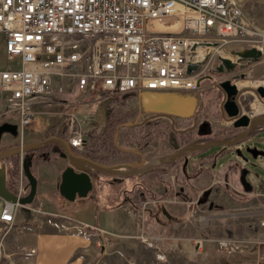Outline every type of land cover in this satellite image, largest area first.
Wrapping results in <instances>:
<instances>
[{"label": "built area", "instance_id": "obj_1", "mask_svg": "<svg viewBox=\"0 0 264 264\" xmlns=\"http://www.w3.org/2000/svg\"><path fill=\"white\" fill-rule=\"evenodd\" d=\"M0 37L7 62L0 70V117H17L16 137H11L15 147L23 146L22 130L32 123L35 109L59 107L65 143L77 155L87 144L75 113L82 104L77 99L60 101L64 94L83 100L125 95L139 104L144 93L196 92L204 74L213 73L224 59L222 54L234 56L236 63L233 51L252 49L259 54L257 62L264 63V29L246 17L240 0H0ZM208 46L217 50L200 55L201 47ZM239 64L213 84L242 74ZM189 66L196 69L187 75ZM22 157L17 198L28 193ZM0 202V223L7 232L19 205ZM23 207L33 216L55 220L63 234L82 239L107 236L58 211L45 213L41 205ZM260 226L264 229V220ZM140 241L156 261H165L158 247ZM196 245L200 248V242ZM2 246L0 235V254ZM216 246L226 250L225 243ZM15 255L22 264H33L36 251L18 249Z\"/></svg>", "mask_w": 264, "mask_h": 264}, {"label": "rangeland", "instance_id": "obj_2", "mask_svg": "<svg viewBox=\"0 0 264 264\" xmlns=\"http://www.w3.org/2000/svg\"><path fill=\"white\" fill-rule=\"evenodd\" d=\"M240 1L246 17L253 19L257 26L264 29V0ZM255 65V67L250 66L245 69L243 71L244 78L237 80L236 83L249 81L263 84L264 63ZM6 66L7 62L3 56L2 39L0 37V70ZM220 77L222 76L217 75L215 72L205 73L204 78L199 83L197 92L205 90L208 85L213 84ZM247 93L254 95L250 90ZM76 99L82 104L76 108L75 113L84 136L89 138L91 135H98L106 119L114 122L112 138H114L115 145L112 147L113 152L93 154L95 157L104 159L102 163H98L100 165L114 167V169L119 165H137L141 162L138 157H142L145 162H150L170 153L178 148L182 141L184 142V139H187L174 136L171 140H167L166 133L169 132L171 135L176 128L178 130L183 129L189 120L179 121L175 119L176 127L172 130H167V124L164 120L152 121L153 124H147L141 129L132 126L148 118V114L142 111L136 98L119 95L118 103L109 101L110 99L101 100L99 97L83 100L81 96L77 97L69 94H64L59 98L63 102H72ZM201 99L204 104L203 117L212 121V135H221L219 131L223 127L225 130H231L228 125L223 126V124H220L221 119H219L216 107L219 99L218 91L215 89L205 90L201 93ZM245 102L246 97L244 94V99L240 100V104L242 113L247 115L249 109L245 106ZM61 111L59 107L35 109L32 123L22 130L21 137L25 143L24 145L42 140L45 133L52 127H56L61 120L59 117ZM17 122L15 115L0 117V124H17ZM126 123L130 124V127H123ZM120 125L121 127L116 133V128ZM231 133H227V135ZM251 138V144L264 149V131H256ZM46 147L38 148L32 154L35 157H47L48 162L32 163L30 168L35 180L39 178L38 185L36 180V195L30 204L31 207L48 202L49 195L53 191L58 192L62 172L58 174L56 172V176H54V170L62 168L64 160L51 158L54 156H50V153L58 152L51 145ZM116 147L136 152L121 151ZM13 148H15V141L8 135H2L0 152ZM217 149V147L211 148L208 149V152H215ZM232 158L228 155L215 157L212 170L216 172L203 171L196 176L191 174L189 179L182 178L177 167H175V163L161 165L149 170L147 176L142 178L148 193L141 201L136 197L137 202L131 203L129 206V212L133 214V219L136 220L137 225L131 227V231H124L127 234L138 232V236H135L138 238L128 240L129 242L127 241L128 243L126 242L127 244L124 246H106L101 249L113 251L117 248L124 252L122 254L125 256L139 249L151 251L140 241V238H143L158 247L164 254L165 261L163 263L159 262L160 264H211L210 253H213L219 261L224 260L226 257L232 264H260L264 260V229L260 226V222L264 220V167L251 168L252 185L255 188L247 193L235 185L237 172L229 166V159ZM4 162L6 185H12L15 188L19 180V177H17V157L5 159ZM87 167L93 179L91 181L92 186L95 185L94 176H101L104 180L111 178L101 175L98 171L91 170L94 168ZM74 170L78 171L77 169ZM206 186L208 187L203 190ZM99 196H101V191L98 192L95 199L97 200ZM87 199H77V201ZM87 203L91 205V208L87 206ZM62 204L65 207L70 205L73 207L72 209H60V214L64 217L92 225L96 223L104 230L119 233L114 225L111 212L96 215L98 210L94 199L88 200V202H76L75 200L74 202H62ZM101 206L103 205L100 204L97 207ZM43 210L45 211L46 208L44 207ZM160 210H163L168 218L166 215L161 214ZM15 211L22 223H27L33 219L30 211L23 206H18ZM96 216L99 219L98 221H95ZM125 217L123 215L122 218L125 219ZM129 219L128 221H130ZM176 239L185 240L183 242L184 247L187 248L188 246V249L194 251H198L195 243L201 242V252H198L199 255L194 257L191 262L185 261L178 253L183 244L181 243L179 246ZM130 241H135V243ZM218 241L226 244V250H217L216 242ZM204 243L208 246L206 250L203 248ZM104 261L105 264H120L117 258L107 257ZM132 261L133 259L129 258L122 259V264H134ZM94 262H91V264H95Z\"/></svg>", "mask_w": 264, "mask_h": 264}, {"label": "crops", "instance_id": "obj_3", "mask_svg": "<svg viewBox=\"0 0 264 264\" xmlns=\"http://www.w3.org/2000/svg\"><path fill=\"white\" fill-rule=\"evenodd\" d=\"M251 66L255 67L256 65L254 64ZM24 144L25 143L23 142V146ZM29 144L31 143H28L26 145ZM51 158H59V157H51ZM18 162H19V158H18ZM47 162H48L47 157L41 159L36 158L33 164L47 163ZM65 165L66 163L64 161V165L62 168L56 169V171L54 170L55 172L54 176H56V172L57 174L62 172L64 170ZM147 174L148 172H145L141 175L128 176L117 179L110 178L108 180H104L102 179L101 176L97 175L93 177L95 185L92 186L91 191L85 197L88 199L83 201H77V198H75L76 202H88V200L94 199V201L96 202L95 206L98 210L96 214L97 216H99L98 214L104 215L106 214V212L107 213L111 212L113 214L114 225L119 230V233L111 232L106 229L104 230L101 226H98L96 223L95 225H92L86 222H82L84 224L97 227L98 229L106 233L107 236L103 238L93 237L90 239H82L74 235L63 234L58 231L55 220L51 218L36 217L33 216L32 214L31 215L33 216V219L31 221L27 223H22L19 219L18 214L15 211L13 215L12 227L9 231L4 232L3 224L0 223V235L2 236V244H3L2 252L0 254V264H10V261L13 264H22L23 260L17 255H15L18 249H35L36 255L33 258V264H91V262L94 261L95 264L97 263L105 264L104 260L107 257L119 259L120 264L123 263L122 259L126 260L128 258L131 260L133 259L132 262L134 264L159 263L154 259L153 252L144 249L133 251L129 253L130 255L127 254L126 256L122 254L124 252H122L117 248L113 249V251H105L101 249L103 248V245L105 247L124 246L129 242L128 240L130 239L134 240V238L135 239L138 238L135 237L138 236L137 235L139 234L138 232L134 234H127L124 233V231H131V227L137 225L136 220L133 219L134 218L133 214L129 212V206L131 203L137 202L136 197H138L141 201L142 198H144V196L148 193V189L147 187H145L144 181L142 179L144 178L143 176H147ZM17 177H19L18 166H17ZM36 180L38 185L39 178H37ZM91 181H93L92 178ZM5 186L8 191L15 193L18 183L17 186L14 188L12 185L7 186L5 181ZM100 191H101V196H99V198H97L96 200L95 197ZM62 202H66V201H64L59 196L58 192L53 191L49 195L48 202L39 203L38 205L42 206V210L44 209V207L46 208L45 211L43 210L45 213H51V214L56 213L57 211L60 213L61 212L60 209L73 208L72 205L66 207L63 206ZM87 204H88L87 206L91 208V205L89 203ZM100 204L103 206L97 207ZM123 215L126 216L125 219L122 218ZM97 216L95 218V221L99 220ZM128 219L130 221H128ZM138 226H140V224H138ZM184 241L185 240L183 239H176L178 245L181 243L183 244L181 245L183 249L181 248L180 250H178V253L181 254L182 258L185 261L191 262L190 258L192 256L194 257L198 256L199 255L198 252H201L200 250L202 248V243L200 242V248H198L197 245H195L198 251H194L188 249L189 248L188 246L187 248L184 247V243H183ZM130 242L135 243V241H130ZM203 248L204 250H206L208 246L205 245L204 243ZM209 255H210L211 264H232L231 262L228 261L226 257L224 258V260L222 259V261H219V259L214 257L213 253H210Z\"/></svg>", "mask_w": 264, "mask_h": 264}, {"label": "water", "instance_id": "obj_4", "mask_svg": "<svg viewBox=\"0 0 264 264\" xmlns=\"http://www.w3.org/2000/svg\"><path fill=\"white\" fill-rule=\"evenodd\" d=\"M237 57V62H244L243 64H239L237 66L238 69L243 70L246 65H250L256 63L259 59V54L254 50H244L234 53ZM236 63L230 62L227 59H219V64L215 67L214 72L216 74L229 75L234 72L236 68ZM196 66H189L186 74L188 75L190 71H194ZM245 76L244 73L239 76H235L236 79H243ZM215 88L221 92L222 100L219 105L221 117L226 116L228 120H233L234 128L243 129L242 135L238 139H234L227 142H212L202 145H193V146H185L181 149H178L174 153L162 157L154 159L150 162H145L141 160V162L137 165L127 164V165H119V166H127L128 170L121 173H116L112 171L114 167H107L104 165H100L89 160L86 157L78 156L73 154L67 147L66 143L56 137H48L40 141H36L29 145H24L21 148L15 147L10 150L1 151L0 152V200L6 203H17L19 206L30 205L34 199L36 192V180L31 174L30 168L32 163L35 162L36 158H44V157H33V152L38 148L47 145V144H56L62 154L60 156L61 159L66 160L67 166L64 168L60 175V182L58 185V194L59 196L66 202H73L75 198L83 199L87 196V194L91 191V174L88 172L89 167H92L94 171H98L101 175L112 177L114 179L123 178L128 176H136L143 174L152 168L165 165L171 163L175 160L179 155H185L196 151H205L210 148H215L218 146H233L236 142L245 137L250 131L257 127L252 126V122L254 120H260L264 123V114L256 115L252 118H248L246 115L242 114L241 104L237 103V98L240 95H244L247 91H252L260 103L264 102V88H240L237 89L234 84H231L229 81L225 80L220 84L216 85ZM176 95L171 96H162L153 93H144L140 96L139 105L144 112L154 113V114H162V115H171L177 117H187L190 113H184L183 108L186 104L176 102L174 104L170 103V99ZM193 101V99H191ZM119 127L116 128V133ZM2 135H9L10 137H16V127L10 123H2L0 124V139ZM22 155V160L20 163L21 175L26 181V185L28 187V193L26 196L17 198L14 193L7 190L5 186V164L2 162L5 159L11 157H18ZM185 164V163H184ZM117 167V166H116ZM74 169H77L76 172ZM245 173L241 172L240 181L244 180ZM244 191L247 192L248 189L244 188Z\"/></svg>", "mask_w": 264, "mask_h": 264}, {"label": "flooded vegetation", "instance_id": "obj_5", "mask_svg": "<svg viewBox=\"0 0 264 264\" xmlns=\"http://www.w3.org/2000/svg\"><path fill=\"white\" fill-rule=\"evenodd\" d=\"M256 63H258V62H256ZM256 63L246 65L245 68L243 69V71L245 69H247L249 66L254 65ZM241 64L244 65V62H241ZM227 81H229L231 84H233V82L235 80L231 79V80H227ZM216 85H218V84H210L205 88V90H209V89L217 90L215 88ZM205 90H203V91H205ZM203 91H198V92L196 91V92H193L191 94H185V95H176L169 100L171 104H174L176 102L186 104V106L183 108V111L186 114L190 113L187 117H177V116H171V115H162V114H154V113L145 112L148 114V116H147L148 118L145 120L139 121L136 125H132V126H137L138 129H141L142 127L146 126L147 124H149V125L153 124L154 121L164 120L167 124V130H169V129L172 130V129H174V127H176L175 119H177L179 121L180 120H189L188 124L183 129L178 130L176 128L171 135L169 132H168V134L166 133V139L167 140H171L174 136L178 137V138L183 137V138H187V139H184V142L182 141V143L180 144V146L178 148L174 149L173 151L164 155L163 157L168 156V155L174 153L175 151H177L178 149H181L185 146L202 145V144H207V143H212V142H227V141H231L234 139L235 140L238 139L242 135L244 130L241 128H234L233 127V120L232 121L228 120V118L226 116H224L223 118L221 117L219 105H220V102L222 100V95H221V92L219 90H217L219 93V99H218L216 107L218 110L219 119H221V121H222V122L220 121V124H223V126L228 125V127H230V129L232 131L231 130H229V131L225 130L223 127V129H221L219 131L221 133V135H212V132H213V129L211 127L212 121L209 120L208 118L203 117L204 116V112H203V105L204 104H203V101L201 99V93ZM191 99H193V101H191ZM242 99H244V95L243 96L240 95L237 98V103H240V100H242ZM262 101L264 102V100H262ZM241 115H245V114L242 113V114H240V116ZM256 131H264V124L259 125V127L256 129L253 128L252 131H250L245 137H242L241 139H239L236 142V144L233 146H218L217 147L218 149L215 152H211V153L208 152V149H207L205 151H196V152H192V153L185 154V155H179L175 160H173L171 162V164H173V163L176 164L175 167H177V169L180 172L183 179H189L191 177V174H195V176H196L198 173L203 172V171L204 172H206V171L207 172L208 171L209 172H216V171L212 170V168L214 167V163H213L214 158L228 155L230 157H233L232 159H229V164H230L229 166L231 167V169H233L234 171L237 172L235 175L236 187L241 189L242 191H244V188H247L248 189L247 193H249V192L253 191V189L255 188V186L252 185L251 168L252 167H264V149L259 148L257 145L251 144V142H250V141H252V138H251L252 135ZM227 133H231V134L227 135ZM55 137L65 142V136H64L62 128L59 127L57 129ZM49 145L53 146L54 150H56L58 152V153L54 152L52 154L49 152L50 153L49 155L60 158V156L62 154V151L60 150V148L56 144H49ZM45 148H47V147H45ZM116 148L120 149L121 151L132 152V153L136 152V151L125 150V149H122L119 147H116ZM85 149H86V147H85ZM85 149H84V153H82L78 156L86 157L89 160H91L89 158V154L86 153ZM75 155H77V154H75ZM33 157H35V156H33ZM92 158L95 160V161H93L95 163L96 162L102 163L100 161H104V159H102L101 157H95V155ZM138 158L144 161V159L142 157H138ZM160 158H162V157H160ZM64 161L66 163V165H65V167H66L67 162H66V160H64ZM122 167H126V166L116 167L115 171L118 168H122ZM126 168H128V167H126ZM241 172L245 173L244 180H242V183L240 181ZM207 187L208 186L204 187L203 190H205ZM263 187H264V185H263ZM160 213L163 215H166L163 210H160ZM166 217L168 218L167 215H166Z\"/></svg>", "mask_w": 264, "mask_h": 264}, {"label": "trees", "instance_id": "obj_6", "mask_svg": "<svg viewBox=\"0 0 264 264\" xmlns=\"http://www.w3.org/2000/svg\"><path fill=\"white\" fill-rule=\"evenodd\" d=\"M118 97L119 96H113L109 98L110 100L109 99L108 100L118 103ZM62 126H63L62 120H60L56 127H52L51 129L48 130V132L45 133V136L43 139L48 138V137H55L57 129L59 127L62 128ZM113 130H114V122L106 119L105 124L103 128L100 129V132L98 135H95V136L91 135L89 138L86 136L87 145H86L85 150H86V153L89 154V158L92 161H95L92 158L94 156L93 154H97L98 152H102V153L113 152L112 151V147L114 146V138H112ZM47 145H44L42 147H46ZM2 162L5 164L4 161ZM17 166H18V157H17ZM193 258L194 256H192L190 259L192 260ZM260 264H264V260Z\"/></svg>", "mask_w": 264, "mask_h": 264}, {"label": "bare ground", "instance_id": "obj_7", "mask_svg": "<svg viewBox=\"0 0 264 264\" xmlns=\"http://www.w3.org/2000/svg\"><path fill=\"white\" fill-rule=\"evenodd\" d=\"M213 50H217V49H214L213 47L211 46H208V47H201V50H200V55H205L207 52L209 51H213ZM223 58L224 59H227L231 62L235 61V57L234 56H230V55H226V54H222ZM237 84V85H236ZM235 84V87L237 89H240V88H257V87H262L264 88V83L261 84V83H251L249 81H240L238 83ZM245 97H246V102L244 103L245 106L248 107V112H247V117H254L256 115H260V114H264V104L263 103H260L257 98L252 95L251 93H245ZM260 124H264L263 121H260V120H254L252 122V126L253 127H257L258 125ZM87 167V166H86ZM127 167V166H126ZM126 167H122V168H118L116 171L114 168H112V171L113 172H116V173H121V172H125L128 170V168ZM92 168V167H91Z\"/></svg>", "mask_w": 264, "mask_h": 264}]
</instances>
